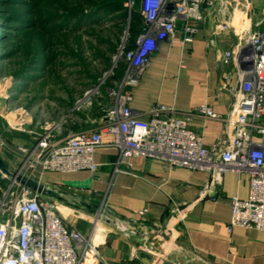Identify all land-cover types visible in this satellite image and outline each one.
I'll return each mask as SVG.
<instances>
[{"label": "crops", "instance_id": "0c3cea01", "mask_svg": "<svg viewBox=\"0 0 264 264\" xmlns=\"http://www.w3.org/2000/svg\"><path fill=\"white\" fill-rule=\"evenodd\" d=\"M211 1L215 8L204 4L205 19L194 42L182 43L184 23L179 22L175 39L161 44L137 86L124 91L131 94L130 107L144 121L152 118L158 105L174 107L209 149L227 137L226 118L240 82V67L235 60L224 63L223 57L234 49L243 27L264 32V0H228L230 7L222 0ZM218 21L229 29L218 26ZM107 93L103 109L96 106L87 111L92 106L87 104L86 110H74L63 137L98 129L105 109L114 103ZM203 105L221 119L200 115L198 108ZM21 131L0 128V158L12 171L24 161L21 148L37 144ZM118 157L117 149L103 147L95 153L99 166L95 174L35 175L65 199L47 197L63 223L94 245L97 254L87 255L86 264H146L141 252L172 264H264V231L231 226L232 199L250 196L247 175L227 172L218 178L201 170L168 168L143 157L135 161L136 170L124 167L128 172H117ZM3 174L0 170L6 188L9 181L1 179ZM83 202L98 205L97 212L81 208ZM174 209L184 211L183 220Z\"/></svg>", "mask_w": 264, "mask_h": 264}, {"label": "built area", "instance_id": "2783aa9c", "mask_svg": "<svg viewBox=\"0 0 264 264\" xmlns=\"http://www.w3.org/2000/svg\"><path fill=\"white\" fill-rule=\"evenodd\" d=\"M207 2L215 8L211 0H142L145 28L133 50L125 52L123 47L115 57V63L124 61L127 68L119 87L109 91L114 103L105 109L99 128L59 140L46 133L32 149L21 148L25 158L16 169L18 175L41 184L36 174H95L99 167L95 153L103 147L118 150L117 172L125 171L124 167L136 170L135 161L143 157L168 168L201 170L218 178L227 172L245 174L250 180V196L232 199L231 226L264 231V32L243 27L238 43L223 57L224 63L235 60L240 67V82L226 118L227 137L212 149L189 129L187 118L174 107L158 105L152 118L144 121L130 107L131 94L124 92L137 86L161 44L175 39L179 22L184 23L182 43L194 42ZM222 2L231 6L228 0ZM134 5L130 0L129 9ZM250 9L251 3L246 7L247 12ZM217 25L230 27L223 21ZM198 113L221 119L206 105L199 107ZM9 178L6 174L1 177L9 181L6 188L0 182V264H86L87 255L97 254L89 238L63 223L54 203ZM173 211L179 220L184 219V211Z\"/></svg>", "mask_w": 264, "mask_h": 264}, {"label": "rangeland", "instance_id": "374dc122", "mask_svg": "<svg viewBox=\"0 0 264 264\" xmlns=\"http://www.w3.org/2000/svg\"><path fill=\"white\" fill-rule=\"evenodd\" d=\"M134 1L133 10L139 11L142 0ZM129 3L124 1L127 19L103 18L57 37L59 43L54 39L56 52H63L60 61L43 75L32 73L26 84L13 75L23 63V56L0 63V128L22 129L35 140L54 131L52 136L59 140L65 138L62 134L75 116L74 110H86L84 106L90 101L92 106L87 111L96 106L97 110L103 109L109 91L106 86L124 63H115V57L128 38L132 11Z\"/></svg>", "mask_w": 264, "mask_h": 264}, {"label": "trees", "instance_id": "16d2710c", "mask_svg": "<svg viewBox=\"0 0 264 264\" xmlns=\"http://www.w3.org/2000/svg\"><path fill=\"white\" fill-rule=\"evenodd\" d=\"M124 1L0 0V63L23 56V63L13 75L26 84L32 73L43 75L60 61L63 52H56V45L54 47L52 43L54 39L76 31L82 24L97 23L103 18L127 19L128 9ZM144 28L145 19L141 11L132 9L125 52L135 48L136 39ZM56 40L59 43V39ZM126 68L124 62L106 86L107 90L118 88L116 86L122 81Z\"/></svg>", "mask_w": 264, "mask_h": 264}, {"label": "water", "instance_id": "95a60500", "mask_svg": "<svg viewBox=\"0 0 264 264\" xmlns=\"http://www.w3.org/2000/svg\"><path fill=\"white\" fill-rule=\"evenodd\" d=\"M0 170L4 174L10 176L11 178H16L17 181L19 183H21L23 186H26L27 188L41 194L42 196L56 198L57 200H60V201H65V199L62 197L61 193L55 192L54 190H51L49 187H47L43 184H40L34 180H29L27 178H24V177L18 175L16 170H14V171L9 170L1 158H0ZM79 205L81 206V208H83L89 212H94V213H96L98 208H99L98 205L90 206L89 204H87L85 202L80 203ZM93 209H95V210H93ZM139 257L146 264H172V263L167 262L158 256H153V255L146 253V252H141L139 254Z\"/></svg>", "mask_w": 264, "mask_h": 264}]
</instances>
